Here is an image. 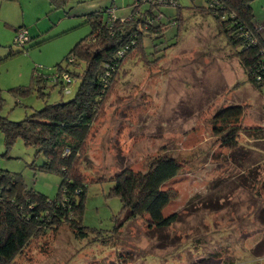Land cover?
<instances>
[{"label":"rangeland","instance_id":"1","mask_svg":"<svg viewBox=\"0 0 264 264\" xmlns=\"http://www.w3.org/2000/svg\"><path fill=\"white\" fill-rule=\"evenodd\" d=\"M134 1L70 0L65 9L53 10L48 0H0L1 116L19 122L47 103L72 100L79 82L62 89L54 86L53 74L90 34L86 15L114 6L116 17L125 20ZM177 2L184 20L177 45L166 50L176 42L174 24L163 36L146 37L150 63L139 57L125 65L105 116L92 128L81 167L88 178L110 179L126 168L146 172L164 154L181 159V173L166 185L176 194L166 214H178L177 223L155 230L137 218L114 235L122 204L108 198L112 182L94 183L83 223L103 236L77 239L65 226L56 236L33 241L14 264H264V140L244 133L239 148L230 150L221 146L211 125L218 111L245 104L242 126L264 128V86L249 82L215 19L199 11L208 0ZM251 6L264 37V0H252ZM176 11L162 9L164 23ZM17 29L27 32L24 48L15 43ZM35 74L48 78L44 95ZM31 85L28 95L11 92ZM45 162L21 140L7 153L0 132V168L22 174L28 189L54 199L60 176L32 168Z\"/></svg>","mask_w":264,"mask_h":264},{"label":"trees","instance_id":"2","mask_svg":"<svg viewBox=\"0 0 264 264\" xmlns=\"http://www.w3.org/2000/svg\"><path fill=\"white\" fill-rule=\"evenodd\" d=\"M48 1L53 10H59L65 9L70 0ZM251 1L208 0V6L199 11L215 19L220 33L236 50L249 82L263 87L264 37L255 23ZM162 3L161 6L134 1L125 20L116 17V12L115 18L110 16L109 12L117 9L114 6L87 14L90 34L65 57L66 66L57 64L53 74L59 76L54 86L60 85L62 89L67 85L60 82L64 74L79 82L75 97L67 102L47 103L43 109L34 110L19 122L0 113V132L7 153L21 140L46 159L42 166L33 165L34 170L56 173L61 178L56 197L50 199L28 189L22 174L0 168V264H14L18 257L26 254L33 241L56 236L65 226L77 239L87 238L90 234L98 235L95 240L103 236L101 230L83 223L88 188L94 183L112 182L114 186L108 198H117L122 204L120 213L114 217L117 223L112 231L114 235L137 218L145 219L148 228L155 230H166L177 223L178 214H166L176 197L175 191L167 189L166 185L181 173L184 166L181 159L164 154L153 159L146 172L126 168L110 179L88 178L81 169L92 128L105 116L107 102L125 74L122 71L125 65L139 57L150 63L145 49L146 37L163 36L174 24L177 27L176 42L166 50L177 45L184 21L181 8L177 0H163ZM167 7L177 8V11L168 23H164L161 10ZM164 57L165 54L155 62L159 63ZM33 81L44 95L42 90L47 87L48 78L35 74ZM33 90L31 85L16 87L11 92L25 96ZM4 102L0 89V112ZM248 109L245 104L234 105L213 116L212 129L222 147L238 149L244 133L249 139L264 140L263 127L242 126Z\"/></svg>","mask_w":264,"mask_h":264},{"label":"built area","instance_id":"3","mask_svg":"<svg viewBox=\"0 0 264 264\" xmlns=\"http://www.w3.org/2000/svg\"><path fill=\"white\" fill-rule=\"evenodd\" d=\"M137 3L138 1L140 2H151V3H155V4H163V0H135ZM110 16H112L113 18H115V10H111L109 12ZM28 41V38H27V32L26 30H20V35L16 38V43L19 44L21 47L24 46ZM54 78V82L59 79V76L58 74H55V76H53ZM61 84L64 82L66 85L65 89L71 85L73 83V79L67 75V74H64L62 77H61Z\"/></svg>","mask_w":264,"mask_h":264}]
</instances>
